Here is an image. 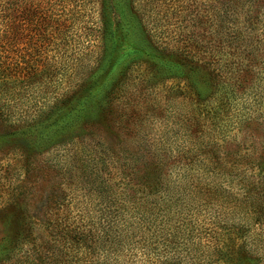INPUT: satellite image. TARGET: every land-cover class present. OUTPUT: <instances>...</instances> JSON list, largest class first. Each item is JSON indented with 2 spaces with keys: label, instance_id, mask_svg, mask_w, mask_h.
Segmentation results:
<instances>
[{
  "label": "trees",
  "instance_id": "16d2710c",
  "mask_svg": "<svg viewBox=\"0 0 264 264\" xmlns=\"http://www.w3.org/2000/svg\"><path fill=\"white\" fill-rule=\"evenodd\" d=\"M215 1L213 29L209 28V4L202 16L208 36L203 41L187 36L199 52L189 48L183 67L187 72L200 64L210 80L205 95L195 90L197 101L189 97L182 133L187 143H166L167 131L159 132L161 136L142 134L141 145L132 149L125 144L104 147L91 137L86 152L85 145L77 146L79 139L58 141L71 143V222H51L48 228L45 242L56 264L256 263L257 257L245 246L246 200L254 188L251 177L262 182L255 188L264 195V162L243 161V155L233 162L229 159L232 152L222 146L232 125L254 119L252 102L260 101L264 107V1L258 12L260 4L249 6L251 15L246 12V23L239 30L248 29L234 39L233 0ZM89 2L0 0V123L22 128L19 132L28 133L34 146L48 143L76 117L86 115L90 125L105 121L108 107H101L98 98L104 79L98 84L95 78L85 79L58 100L50 98L58 93L61 81L70 77L71 36L75 34L78 40L94 27L100 51L105 48L103 12L100 26L84 25ZM117 10L121 14L117 28L135 37L138 27L136 44L141 45V37L151 40L150 29L131 0H117ZM98 15L97 11L100 19ZM107 43L104 67L114 36ZM111 67L116 66L108 65L107 71ZM20 109L25 110L23 115ZM236 207L242 209L243 222H233ZM54 217L60 220L66 215ZM10 231L7 228L0 237V250L14 240L16 230ZM33 249L36 260L30 258L32 254L26 259L46 264L43 256V261H37L40 252Z\"/></svg>",
  "mask_w": 264,
  "mask_h": 264
},
{
  "label": "rangeland",
  "instance_id": "374dc122",
  "mask_svg": "<svg viewBox=\"0 0 264 264\" xmlns=\"http://www.w3.org/2000/svg\"><path fill=\"white\" fill-rule=\"evenodd\" d=\"M263 1L254 0L252 4H244L243 0H233V39L237 33L248 29L239 30L246 23V12L250 13L251 7L256 4L261 5L256 8L257 12L260 11ZM131 2L137 14L140 13L141 21L150 29L148 36L151 40L141 37L139 42L137 38L141 45L144 44L141 46L135 43L136 35L139 36L138 27L134 31L135 37L117 28V20L121 18L117 0H91L86 4L89 5L86 13L89 17L84 25L88 27L91 22L93 26H100L98 20H102L103 12L106 17L103 38L105 48L100 51L94 27L90 33L86 29L83 37L78 40L75 34L71 36V53L68 58V61L71 59L70 77L61 81L62 85H58V93H54V97L50 95L51 100L55 97L58 100L70 90L78 88L85 79L90 81L95 78L96 84L104 79L105 83L98 96L100 106L104 109L108 107L104 123L90 125L85 122L86 115L76 117L67 129L62 128L65 130L54 135L42 147L34 146L28 133L19 132L22 129L19 126L0 123V237L7 228L12 233L16 230L13 233L14 240L1 247L0 264H32L26 259V255L32 254L30 258L36 260L33 247L40 252L38 262L44 258L46 264H56L52 255H48L51 249L45 242V238L49 240L50 236L48 228L52 225L51 222H71V143L59 144L61 139H79L77 146L85 145L86 152L91 145V137L104 147L125 144L132 149L141 145L142 134L167 131L166 143L180 146L186 142L182 134L185 129L183 120L185 110L190 108V98L197 101L198 96L194 99L197 92L195 90L203 95L210 90V80L204 66L198 64L200 67L187 72L183 67L189 48L195 54L199 52L196 46L188 43L187 36L192 35L201 41L208 36L203 17L206 4L210 5L208 14L214 15L213 4L216 5V1ZM97 11L100 19H97ZM213 15L211 23L209 22L211 29L214 27ZM113 36L114 44L109 61L104 67L108 52L107 40ZM240 37L244 41V37ZM108 65L116 67L107 71ZM103 67L106 68L104 71ZM190 84L193 86L189 87ZM259 103L260 101L252 102L251 116L254 119L234 127L231 124L232 127L227 132V140L222 148L232 152L230 158H226L233 162H237L242 155L243 161L254 162L259 159L264 162V107ZM73 104L76 106L78 103L74 101ZM240 105L238 101L237 107ZM24 111L20 109L22 115ZM73 113L74 110L71 109V114ZM97 114L95 112L94 116ZM235 183L234 180L233 196L236 195ZM259 183L262 182L257 176L250 178V184L254 188L246 200L249 202V225L245 246L257 257L255 264H264V195L259 188H255ZM237 196L244 197L238 193ZM60 198L63 201L59 206L57 203ZM234 201L235 197L233 203ZM260 204L261 209L258 207ZM241 212V208H235L234 223L243 222L240 219ZM55 215H66V218L54 219ZM28 232L30 236H27Z\"/></svg>",
  "mask_w": 264,
  "mask_h": 264
}]
</instances>
